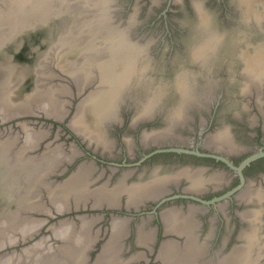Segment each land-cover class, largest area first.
Returning a JSON list of instances; mask_svg holds the SVG:
<instances>
[{"label":"bare ground","instance_id":"6f19581e","mask_svg":"<svg viewBox=\"0 0 264 264\" xmlns=\"http://www.w3.org/2000/svg\"><path fill=\"white\" fill-rule=\"evenodd\" d=\"M83 1L88 4L93 3V0ZM99 1L104 4V6L101 4L100 9L102 15H106L105 22L101 26L95 23L94 28L91 26V21H85L89 28H84L78 26L80 14H82V10L79 9L81 7L75 9V5L79 4L80 0H0V77L5 76L3 73H6L9 67L13 68L18 76L16 80L11 76L4 77L9 84L17 85L16 89H2L0 86V122L27 113H42L58 119L66 117L69 112L65 107L67 98L61 99L57 93L61 96L65 93L57 90L72 93V87L51 75L56 69L44 75L46 65L51 62L67 74L66 76L70 77L77 87H83L84 84L93 87L82 98L76 112L69 119V124L89 145H94L96 148L102 147L104 151L111 149L113 144L106 134V126L119 119V110L124 102H135L137 114L134 122L152 117L156 110L163 106L165 90L162 85L153 84L152 87H144L145 89L140 91L144 78L150 79L152 76L148 73L152 61L148 48L152 42L146 39L143 41L132 39L134 23L113 22L110 16L112 7L109 3L112 0ZM260 1L238 0L245 15L250 18L254 14L257 20L264 16V12L257 9ZM194 4L200 20L198 40L193 46L192 56L208 69L209 63L223 42L224 35L218 32L200 2L195 1ZM67 11L69 12L68 20H66ZM63 25H65L64 28H62ZM24 35L28 36L26 40L33 39L32 41L35 40L36 44L38 43L35 56L32 60H26L28 67L30 62L32 63L31 72L24 63H18L21 65L17 67L13 55L3 52L12 41L17 39L24 41L26 38ZM10 46L15 48L17 45L13 43ZM46 46H50L49 49ZM241 54L245 60L244 70L247 78L250 79V82L247 80L248 84L263 85L264 46L255 53L246 48ZM22 60L24 61L23 58ZM33 61H35L34 65ZM29 72L34 78V83L31 89L24 91L23 85ZM65 80L68 81V79ZM46 85L53 89L56 87V91L50 89L46 92ZM175 86L178 98L175 100V97L174 100L178 103L170 112L166 128L158 132L162 134L157 139H162L164 137L162 135L167 134L174 124L177 127V123L185 116V110L194 101L200 100L195 89H189L187 79L181 74ZM247 86L249 85L244 87L246 92ZM82 89L79 88L80 94L83 93ZM55 93L60 99L58 106H52L48 101H41L45 95L54 97ZM199 93L200 96L208 94L203 90ZM63 104L64 107H62ZM20 124L24 135L12 133L13 131L7 133L0 131V191L3 189L15 191L14 195L18 200L16 204L19 206L14 211L0 216V249L19 243V239L27 240L34 237V232L39 226L41 227L40 224L49 219L42 214L53 216L56 212H65L72 206L86 204L88 199L93 200L94 205H116L124 192L128 194L127 205L138 206L145 198H155L161 195L163 189L165 190L154 181L127 184L126 179L123 180V178L114 185L105 183L94 186L92 182L96 179L92 177L94 169L90 165L91 162L90 164L81 163L69 177L51 184L48 179L49 174L64 170L65 162L75 159L80 151L78 152L76 144H71L67 150L59 143H49L37 151L41 138L46 137L45 132L41 129L27 132L28 123L20 122ZM148 133L150 137L152 134ZM148 133L144 132L143 140H148ZM44 191L50 198L51 204H45L41 200V194ZM172 216H164L166 231H176L182 235L183 241L180 242L171 237L162 242L158 257L166 264H204L200 260L206 251V246L196 239L197 235L193 232L196 222L193 219ZM80 217L82 218L79 223L65 218L52 224L55 236L62 239L61 247L58 245L56 247L55 244L47 247L48 239H39L23 247L20 254L18 253L17 257L15 255L13 264H113L114 261H120L123 237L128 230L127 221L117 217L111 220V233L102 243L96 257L90 260V250L100 238L91 228L101 218L99 219L100 216ZM145 225L147 226L146 221L138 225L137 242L141 246L152 248L156 234L154 236L153 229H147ZM258 229V226L251 225L250 229L244 230L240 234L241 243L233 246L228 253L219 255L209 264H257L264 255V240L258 234ZM15 230L23 231L19 235L20 238L11 234ZM9 253L0 255V264H10V259L12 262L13 258L8 259L7 256ZM50 253L53 255L47 258ZM145 256L143 251L136 252L134 259L139 260Z\"/></svg>","mask_w":264,"mask_h":264},{"label":"flooded vegetation","instance_id":"af4514ba","mask_svg":"<svg viewBox=\"0 0 264 264\" xmlns=\"http://www.w3.org/2000/svg\"><path fill=\"white\" fill-rule=\"evenodd\" d=\"M195 1L200 2L201 7L209 14L210 21L217 27L218 32L224 35L223 42L208 69L192 56L193 46L198 40L200 20ZM147 2L152 3V0ZM163 2L165 4L162 6L153 3L149 8L153 14L149 21L136 26L134 24L132 32L136 40L146 39L152 42L148 48L149 56L152 57L148 73L152 76L150 79L144 78L140 91L152 87L153 84L162 85L165 90L163 106L156 110L152 117L140 119L136 123L135 102H124L121 108L124 116L107 125L106 131L110 130L114 137L110 139L113 144L111 151H104L102 147L96 148L91 144L89 147L86 140L82 142L81 138L63 124L66 137L72 133L69 137L78 141L79 145L76 147L80 155H77L74 164L67 170L52 172L50 177L48 176L51 184L58 183L69 177L78 167V163L91 162L90 165L94 169L92 177L96 179L92 182L94 186L105 183L114 185L123 178L127 184L154 181L159 187L165 188L161 195L150 197L151 199L145 198L138 204L139 207L134 204L127 205L128 194L124 192L119 198L120 205L104 209V215H97L94 211V214L84 216H100L98 223H102L96 231L100 238L111 233V220L115 217L127 221V233L130 236L138 233V225L142 221H146L145 226L155 232L153 247L143 251L145 257L136 260L134 253L124 258L121 252L122 259L114 261L113 264H166L158 257L159 250L156 252L154 248L155 241L171 237L180 242L183 240L182 235L176 231H166L164 216L167 215L193 219L196 222L193 232L200 242L205 243V254L209 260L216 259L219 255L229 252L235 244L241 243L240 234L250 229L251 225L258 226V234L264 236V82L258 86L248 84L250 79L247 78L244 70L245 60L241 56V52L246 48L255 53L264 46V16L257 20L252 14L248 18L241 10L238 0ZM121 7L122 5L119 6V11L125 13L126 10ZM257 7L264 12V0H261ZM174 15L176 18L172 17ZM159 17L162 18V29L159 30L158 37L153 38V25ZM155 58L159 69L153 67ZM180 74L187 79L189 89H195L200 100L194 101L185 110V116L177 123V127L174 124L167 134L162 135V139H157L162 134L158 132L166 128L170 112L178 103L175 101L178 98L175 84ZM246 85H249L247 92L244 88ZM201 90L209 95L200 96ZM51 121L46 123L50 130H53L58 126V122L55 121L51 125ZM44 124L41 123V126ZM126 131L131 133L126 136ZM144 132L152 134L150 137V134H147L148 140H143ZM47 135L46 137L51 136L49 131ZM151 137H156L158 141ZM48 142L55 144V140L50 139L44 143V147ZM42 144L43 141L37 151L41 150ZM71 144L74 143L71 142L69 147ZM69 147L65 144V148ZM252 156L255 157L242 165ZM0 192L6 196L4 201L15 205L17 196L4 189ZM244 192L246 193L243 194ZM45 193L44 191L41 194V200L45 204H51ZM88 200L86 204H93V200ZM76 214L74 210L66 214L56 212L53 216L42 214L49 219L40 224L41 227L38 225L34 237L42 234L43 227L47 224L49 233H53L51 226L57 222L52 221L61 216L60 220L66 218L79 223L82 217L79 218ZM216 238H222V245L218 244ZM97 244L98 242L90 251V260L96 257L93 252L97 253L101 249L102 244ZM258 264H264V257Z\"/></svg>","mask_w":264,"mask_h":264},{"label":"rangeland","instance_id":"374dc122","mask_svg":"<svg viewBox=\"0 0 264 264\" xmlns=\"http://www.w3.org/2000/svg\"><path fill=\"white\" fill-rule=\"evenodd\" d=\"M132 0H116V2H117V4H119V5H117V6H120V5H122V7L124 8V10H126L125 11V13H122V12H119L120 13V16H121V18L120 19H122V21L125 23V21L126 20H128L129 22H132V23H134L135 24V26L137 25V24H139V23H142V22H147V21H149V19L151 18V16L153 15L152 13H150V11H149V8L151 7V5H153V3H157L158 4V6H162L163 4H165L164 2H163V0H152V3H150V2H147V0H133L132 1V4L130 3ZM174 1H178V0H174ZM181 1H184V0H181ZM111 2V1H110ZM109 2V3H110ZM125 3V4H124ZM101 4H102V2L101 1H99L98 2V0H93V3L92 4H88L86 1H83V0H80V2H79V4H77V5H75V9H77V8H79V7H81V8H79V9H81L82 10V14H80L81 16H80V19H79V25L78 26H81V27H84V28H89L88 26H87V24H85V21H91L92 22V24H91V26H93L94 28H95V23H97L98 24V26H101L104 22H105V18H106V15H102V13H101V9H100V6H101ZM108 4V3H107ZM124 5V6H123ZM126 5H128V7L126 8L125 6ZM102 6H104V4H102ZM121 7V8H122ZM130 7V8H129ZM121 11V10H120ZM67 14H66V20H68V11L66 12ZM110 16H111V18H112V20H113V16L110 14ZM173 18H176V15H174V16H172ZM162 18L161 17H159L158 18V20L156 21V23H155V25H153V33H152V37L153 38H157L158 37V33L160 32L159 30H161L162 29V20H161ZM65 20V21H66ZM113 22H115V21H113ZM112 22V23H113ZM119 24V23H118ZM65 25H67V27H69V25L68 24H65ZM65 25H63L62 26V28H64L65 27ZM90 26V27H91ZM71 27V26H70ZM71 33V32H70ZM24 36H26V35H24ZM27 37L28 36H26V38L24 39V41H23V39L21 40H14V41H12V43H10L7 47H5L4 48V50H3V52L5 51L7 54H10L13 58H14V61L17 63V67H18V63H24L25 64V66H27V61L26 60H32V58L35 56V54H36V49H37V44H36V41L34 40V41H30V39H28V40H26L27 39ZM31 37V36H30ZM20 41V43L18 44V42ZM15 44V45H17V46H15V48H13L12 46H10V45H12V44ZM36 44V45H35ZM13 48V50H12V48ZM44 47V46H43ZM47 47V49H49V47L50 46H46ZM8 49V50H7ZM18 49V50H17ZM12 50V51H11ZM32 53V54H31ZM34 54V55H33ZM22 58L24 59V61L22 60ZM20 60L22 61V62H20ZM34 62L35 61H33V65H34ZM153 66H155V68H158L159 69V65H157V63H158V61H156V58L155 59H153ZM31 62H30V66H31ZM21 65V64H20ZM19 65V66H20ZM28 67L27 66V69L29 68V71L31 72V67ZM55 65H54V63L53 62H51L50 64H47L46 65V67H45V70H44V75H48V74H50L49 72L50 71H53L54 69H56V71L54 72V73H52L51 75H54V77L56 78V80H60L61 82L63 81V82H65V83H67V84H69L71 87H72V93H68V92H66L65 90H57L58 92H61V93H65V94H63L64 96H61L60 94H58L57 92V95L61 98V99H66L65 100V107H66V109L68 108V110H69V112H68V114H67V116H66V119L67 120H69L70 118H71V116L76 112V109L78 108V106H79V104H80V102H81V100H82V98H84V96L86 95V93H87V91L90 89V88H93V87H88L87 85H85L84 84V86L83 87H77V85H76V83L75 82H73V81H71V78L70 77H68V81H66L65 79L67 78V77H64L63 75L65 74V73H63L62 71H61V69L60 68H57V67H55ZM23 68L25 69V67L23 66ZM29 72V76L27 77V79L25 80V82H24V91L25 90H29V89H31V87H32V85H33V83H34V78L32 77V75H31V73ZM3 74H5V76H11V78L12 79H14V80H16V78L18 77L17 75H16V73H15V71H14V69L13 68H10L9 67V69L8 70H6V73H3ZM67 75V74H66ZM65 75V76H66ZM5 76H1L0 77V86L2 87V89H5V88H8V90H12V88H17V85H13V84H9L6 80H4V77ZM32 78V79H31ZM63 78H65V79H63ZM14 84H15V81H14ZM28 88V89H27ZM79 88H83L82 90H83V93H79ZM50 89H53V88H51L50 86H48V85H46L45 86V90H46V92L49 90L50 91ZM53 90H55L56 91V87H55V89H53ZM27 92V91H26ZM56 93L55 94H53V95H55L54 97H51V96H49V95H45L44 97H42L41 98V101H48V102H50V104L52 105V106H58L59 104V102H60V99H58L57 97V95H56ZM89 100V99H88ZM62 107H64V104L62 105ZM121 108H122V106H121ZM120 108V110H119V116H124V111H123V109H121ZM41 119H43V118H41ZM49 120V119H48ZM47 120V121H48ZM49 121H51V120H49ZM13 122V124H14V127L12 128V129H6V130H0V131H6V133L7 132H9V131H13L12 133H15V134H22V135H24L25 133H24V131L22 130V126H20V125H18V124H16V120H13L12 121ZM26 123H28V130H27V132H32V130L33 131H36L37 129H41V128H43V129H41V131H43V132H45L44 133V136H46L47 135V132L49 131V134L51 135L50 137H43V138H41V140H40V142H42L43 141V144L41 145V149L42 148H44V143L45 142H47L48 140H50V139H53V140H55V144H57V143H59V144H61V145H63L64 147H65V144L69 147V145H70V143L72 142V140L73 139H71L70 137H66V134L65 133H63V131L62 130H59L58 129V126L57 127H55V128H53V130H50V127L48 126V123H46V125L44 124L43 126H41V123H39L38 122V125H35V124H33V123H30V122H26ZM50 123V122H49ZM10 125V122L9 123H5V124H0V127H5V126H9ZM34 125V126H33ZM46 130H45V129ZM106 129H107V126H106ZM125 134H126V136H128L131 132L130 131H126V132H124ZM106 134H107V136H108V139L110 140V139H114V137L111 135V133H110V130H108V131H106ZM48 136V135H47ZM55 137H56V139H55ZM82 138H83V136H82ZM44 139V140H43ZM21 142V141H20ZM47 144H49V142L48 143H46V145ZM66 149H68V148H66ZM82 162V161H81ZM79 164V163H78ZM9 192L11 193V194H15V191H10L9 190ZM6 196H5V194H3V193H1L0 192V216L1 215H4V214H7V212H11V211H14L15 209H17L19 206L17 205L18 204V200H16V202H15V205L13 206V203H10V202H8L7 200L6 201H4V198H5ZM15 197V196H14ZM6 202H8V203H6ZM17 203V204H16ZM65 216V215H64ZM62 217V216H61ZM61 217H58V218H56V219H54L53 221H52V223L53 222H60L61 220H60V218ZM78 220V219H77ZM106 222V221H105ZM77 223V222H76ZM102 222L100 221V223H98V222H96L95 223V225L94 226H92V228H91V230L93 231V232H96L97 230H98V228H99V225L101 224ZM253 223V222H252ZM48 225L49 224H47V226L46 227H43V233L42 234H40L39 236H36V237H33V238H31L30 240H28V241H26V242H24L22 239H19V243H17V244H11V245H7L5 248H6V250H9L10 251V253H9V255H7L8 256V259H10V258H13V260H12V262H11V259H10V264H13V263H15V255H16V257L18 256V253L20 254V251H21V249L24 247H26L27 245H30V244H33V242H36L37 240H39V239H42V238H47L46 240H47V242H48V246L47 247H49V246H52V245H56V247H57V245H58V247L60 246L61 247V245H63V243H62V239L60 238V237H57V236H55V234H54V232L53 233H49V230H48ZM104 226H106V225H104ZM104 226H103V228H104ZM147 228V227H146ZM53 229V228H52ZM148 229V228H147ZM23 231H21V230H19L18 232L15 230V232H12L11 234H15L14 236L17 238H20V233H22ZM18 234V235H17ZM44 234H46L45 236H44ZM127 234L128 233H126L125 235L126 236H124L123 237V247H122V256H124V258L126 257V258H128V257H130V255H132V254H134V253H136V252H141V251H146V248H148V247H145V246H141L138 242H137V233H136V237L133 235V236H130V234L127 236ZM17 235V236H16ZM109 236V235H108ZM108 236H105L104 238H102L103 236H101V238H99V240H98V244L97 245H101L107 238H108ZM164 238H160V239H158V241L156 242L155 241V245H154V248L156 249V252L160 249V246H161V243L162 242H164V241H166L167 239H169V238H165L164 240H163ZM197 240H198V237L196 238ZM262 239L264 240V237H262ZM222 238L221 239H219V238H216V241L218 242V244L219 245H222ZM183 241V240H182ZM199 241V240H198ZM200 242V241H199ZM60 243V244H59ZM201 244H205L204 242H201ZM131 246H132V248H131ZM23 248V249H24ZM142 249V250H141ZM149 249V248H148ZM17 250V251H16ZM140 250V251H139ZM3 251H5V250H3ZM3 251H0V254L3 252ZM14 251H16V252H14ZM98 252V251H97ZM14 253V254H13ZM94 254L93 255H96V253L95 252H93ZM206 253V251L202 254V260H200V261H202L201 263H204V264H209V263H212L214 260H215V258L213 259V260H209V259H207V254H205ZM228 253V252H227ZM12 254V255H11ZM53 255V253H50L49 255H47V258H50V256H52ZM219 257V256H218ZM263 257H264V255H263ZM160 258V257H159ZM161 259V258H160ZM162 260V259H161ZM14 261V262H13ZM163 261V260H162ZM131 264H139V263H136V262H133V263H131ZM154 264H157V262L156 263H154Z\"/></svg>","mask_w":264,"mask_h":264},{"label":"water","instance_id":"95a60500","mask_svg":"<svg viewBox=\"0 0 264 264\" xmlns=\"http://www.w3.org/2000/svg\"><path fill=\"white\" fill-rule=\"evenodd\" d=\"M110 5H111V14H112V16H113V20L114 21H116V22H122V23H124L123 21H122V19H120L121 18V16H120V11H119V6H117V5H119V4H117V2H116V0H112L111 2H110ZM125 22H129L128 20H126ZM132 35V34H131ZM132 39H137L136 38V36H134V35H132ZM66 74H64L63 76L64 77H67L66 79H68V76H65ZM64 79V78H63ZM120 115V114H119ZM67 116V115H66ZM120 117V116H119ZM41 118H43V119H41ZM52 120L51 122H50V124L51 125H53V122H58V129L59 130H62L63 131V133H65L66 132V130L63 128V124L65 125V126H67L70 130H71V132L73 133V134H75L77 137H79V138H81V140H82V142H86L83 138H82V136L81 135H79L71 126H70V124H69V120H67L66 119V117L65 118H63V119H58V118H54V117H52V116H47L46 114H37V113H27V114H22V115H17V116H14V117H12V118H9V119H7V120H4V121H1L0 122V124H5V123H9L10 122V125L9 126H5V127H0V130H6V128H8V129H12L13 127H14V124H13V120H16V124H20V122H30V123H38V122H40L41 121V123L42 124H44V123H46L47 122V120ZM72 133H69V134H67V136L69 137V136H71V134ZM72 143H74V144H76V145H79L78 144V141L76 140V139H74V140H72ZM87 145L90 147L91 145H89L88 143H87ZM253 157H255V156H252V157H250V158H248V159H246V161H244V163H242V165L243 164H245V163H247L251 158H253ZM74 162H75V160L73 159L72 161H69L68 163H65L64 164V171L65 170H67L68 169V167L71 165V164H74ZM81 164V163H80ZM80 164H78V165H80ZM116 206L115 205H105V204H103V205H94V204H83V205H80V206H72V207H70V208H68V210H66L65 212H57L58 214H66V213H68V212H71V211H76L77 212V214H76V216H78V217H80V216H88V215H90V214H94L95 212H96V214L97 215H104L105 214V211H104V209H106V208H115ZM95 211V212H94ZM31 238H33V237H30V238H28L27 240H23L24 242H26V241H28V240H30ZM237 244H239V243H237ZM237 244H235V245H237ZM94 248V247H93ZM93 248H91V250H93ZM3 250H5V251H3ZM90 250V251H91ZM0 251H3L0 255H3L4 253H9L10 251L9 250H6V248H2V249H0ZM259 262H261V260L260 261H258L257 262V264L259 263Z\"/></svg>","mask_w":264,"mask_h":264}]
</instances>
